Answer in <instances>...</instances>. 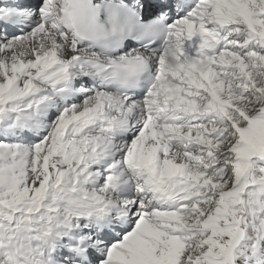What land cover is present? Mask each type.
<instances>
[{"label": "snow or ice", "instance_id": "1", "mask_svg": "<svg viewBox=\"0 0 264 264\" xmlns=\"http://www.w3.org/2000/svg\"><path fill=\"white\" fill-rule=\"evenodd\" d=\"M0 264H264V0H0Z\"/></svg>", "mask_w": 264, "mask_h": 264}]
</instances>
